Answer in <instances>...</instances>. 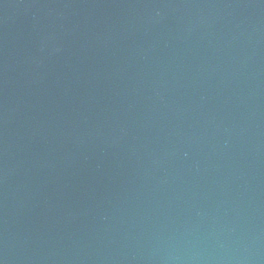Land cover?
<instances>
[{
    "label": "water",
    "instance_id": "95a60500",
    "mask_svg": "<svg viewBox=\"0 0 264 264\" xmlns=\"http://www.w3.org/2000/svg\"><path fill=\"white\" fill-rule=\"evenodd\" d=\"M0 264H264V0H0Z\"/></svg>",
    "mask_w": 264,
    "mask_h": 264
}]
</instances>
